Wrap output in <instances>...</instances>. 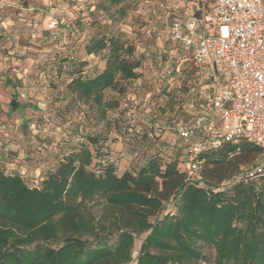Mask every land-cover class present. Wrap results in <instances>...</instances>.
<instances>
[{"label": "trees", "instance_id": "16d2710c", "mask_svg": "<svg viewBox=\"0 0 264 264\" xmlns=\"http://www.w3.org/2000/svg\"><path fill=\"white\" fill-rule=\"evenodd\" d=\"M132 4L99 0L94 5V12L111 21L85 38L83 50L99 55L103 65L92 74L75 69L66 84L71 94L94 105L101 118L107 107L117 105L105 92L139 75L141 59L134 56V45L112 26ZM9 108L15 110L18 103L11 99ZM184 123L175 121L170 128ZM133 126L124 134L143 137L144 127ZM146 127L156 137L152 142L159 141L152 132L165 126ZM177 138L174 154L156 151L120 173L103 137L89 134L66 145L35 185L19 172L0 169V264H128L141 234L133 264H264V174L230 184L242 169L255 166L261 149L243 140L192 154ZM249 157L254 161L243 164ZM185 161L198 164L201 183L187 181ZM94 203L118 213L89 221L84 210Z\"/></svg>", "mask_w": 264, "mask_h": 264}, {"label": "rangeland", "instance_id": "374dc122", "mask_svg": "<svg viewBox=\"0 0 264 264\" xmlns=\"http://www.w3.org/2000/svg\"><path fill=\"white\" fill-rule=\"evenodd\" d=\"M98 1H0L2 7L31 8L33 16L29 17L37 23L32 30L18 20L25 23L21 33L0 26V169L19 172L30 185L39 181L66 145H75L85 134L103 137L119 173L133 170L156 151L172 155L179 144L170 125L190 122L193 115L207 109V78L197 74L189 55L168 35L171 11L183 12V0H131L126 17L112 24L134 45V56L141 63L137 78L120 80L116 89L105 92V98L116 100L117 105L107 107L104 118L90 102L71 94L66 84L75 69L92 74L103 65L99 55L83 50L85 38L111 21L93 11ZM51 20L57 21V27L47 30ZM11 99L18 103L15 110L9 108ZM148 123H155L157 129L165 126L152 132L159 134V141L152 142L156 137L148 134ZM133 125L144 127L140 139L124 134ZM253 161L249 157L243 164ZM107 207L94 203L84 210V216L99 221L109 219V212L118 213ZM142 236L135 238L128 264H133Z\"/></svg>", "mask_w": 264, "mask_h": 264}, {"label": "built area", "instance_id": "2783aa9c", "mask_svg": "<svg viewBox=\"0 0 264 264\" xmlns=\"http://www.w3.org/2000/svg\"><path fill=\"white\" fill-rule=\"evenodd\" d=\"M168 26L169 38L188 53L207 78V111L176 124L177 136L197 154L224 143L247 140L261 149V159L230 181L264 174V0H183ZM36 27L37 23H33ZM57 21L51 20L49 29ZM156 125V124H155ZM201 134V139L191 138ZM187 181L200 182L198 164L184 162Z\"/></svg>", "mask_w": 264, "mask_h": 264}, {"label": "crops", "instance_id": "0c3cea01", "mask_svg": "<svg viewBox=\"0 0 264 264\" xmlns=\"http://www.w3.org/2000/svg\"><path fill=\"white\" fill-rule=\"evenodd\" d=\"M1 1V0H0ZM13 3V2H12ZM11 3V4H12ZM17 5L14 6H4L2 7V5L0 4V26H3L4 28L10 29L9 32H18L21 33L23 31L22 27L25 24L26 26H30L31 29L33 30L35 27L33 26V23H36V20H32L30 17L33 16L31 11V8L29 7H16ZM5 11L4 14H1L2 11ZM5 16V20L4 22L2 21V18ZM22 16V18H18L17 16ZM30 16V17H29ZM35 18H38L37 15H35ZM29 17V18H28ZM18 20L20 22H25V23H18ZM12 24H16L14 27H12Z\"/></svg>", "mask_w": 264, "mask_h": 264}]
</instances>
